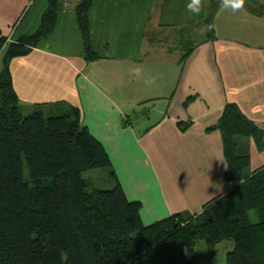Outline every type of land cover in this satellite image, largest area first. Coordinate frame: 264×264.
<instances>
[{"label":"crops","instance_id":"0c3cea01","mask_svg":"<svg viewBox=\"0 0 264 264\" xmlns=\"http://www.w3.org/2000/svg\"><path fill=\"white\" fill-rule=\"evenodd\" d=\"M77 2L59 8L48 37L10 60L14 92L26 109L56 101L79 109L126 198L140 202L143 224L200 212L237 184L223 178L219 130H206L225 104L236 103L264 130V0H243L238 9L200 0L198 14L188 10L190 0H93L91 60L84 57ZM46 5L0 0L1 66L6 44L34 32ZM179 122L189 124L181 129ZM242 140L249 171L264 167V148Z\"/></svg>","mask_w":264,"mask_h":264},{"label":"trees","instance_id":"16d2710c","mask_svg":"<svg viewBox=\"0 0 264 264\" xmlns=\"http://www.w3.org/2000/svg\"><path fill=\"white\" fill-rule=\"evenodd\" d=\"M92 1L78 0L74 7L88 60L96 58L89 29ZM59 8L61 0H47L36 30L3 49L0 264H198L193 249L198 239L232 241L225 264H264V167L249 171L242 140L252 138L262 150L264 130L236 103H226L206 130H219L227 163L223 178L237 184L204 203L203 212H176L147 225L140 202L126 198L107 152L82 124L77 107L56 101L24 108L12 87L10 60L52 33ZM205 21L212 38L213 28ZM5 40L0 37V51ZM95 168L107 170L110 188H96L84 177ZM252 210L255 221L249 218Z\"/></svg>","mask_w":264,"mask_h":264},{"label":"rangeland","instance_id":"374dc122","mask_svg":"<svg viewBox=\"0 0 264 264\" xmlns=\"http://www.w3.org/2000/svg\"><path fill=\"white\" fill-rule=\"evenodd\" d=\"M23 113L25 114L26 110H23ZM83 175L84 177L89 178L92 181L93 186L96 188H110L112 186L108 178L107 170H105L104 168H95L89 171H85L83 172ZM256 217L257 216L255 214V211L252 210L249 212L250 220L255 221ZM229 243H231V247ZM232 247L233 242L230 240H223L218 243H208L204 239H198L195 241L193 247L195 260L198 264H225V254L227 251L231 250Z\"/></svg>","mask_w":264,"mask_h":264},{"label":"clouds","instance_id":"9594fccd","mask_svg":"<svg viewBox=\"0 0 264 264\" xmlns=\"http://www.w3.org/2000/svg\"><path fill=\"white\" fill-rule=\"evenodd\" d=\"M200 0H190L187 4V8L190 12L198 14L200 12L199 7ZM226 6H231L233 9H238L243 6V0H225ZM203 212V209H201Z\"/></svg>","mask_w":264,"mask_h":264},{"label":"built area","instance_id":"2783aa9c","mask_svg":"<svg viewBox=\"0 0 264 264\" xmlns=\"http://www.w3.org/2000/svg\"><path fill=\"white\" fill-rule=\"evenodd\" d=\"M73 2L74 0H61L62 8L64 9L71 8L74 5Z\"/></svg>","mask_w":264,"mask_h":264}]
</instances>
